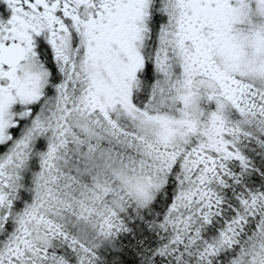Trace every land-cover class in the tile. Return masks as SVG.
<instances>
[{
  "label": "snow or ice",
  "instance_id": "1",
  "mask_svg": "<svg viewBox=\"0 0 264 264\" xmlns=\"http://www.w3.org/2000/svg\"><path fill=\"white\" fill-rule=\"evenodd\" d=\"M0 264H264V0H0Z\"/></svg>",
  "mask_w": 264,
  "mask_h": 264
}]
</instances>
